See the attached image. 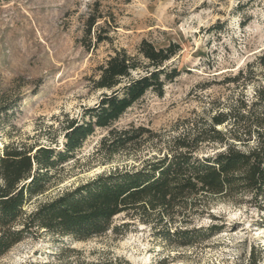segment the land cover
Listing matches in <instances>:
<instances>
[{
  "label": "rangeland",
  "instance_id": "rangeland-1",
  "mask_svg": "<svg viewBox=\"0 0 264 264\" xmlns=\"http://www.w3.org/2000/svg\"><path fill=\"white\" fill-rule=\"evenodd\" d=\"M99 38L103 41L96 45ZM144 39L157 46L179 43L174 63L181 75L165 86L162 96L148 93L117 125L135 122L169 138L178 133L180 121L229 93L226 76L263 54L264 0H0V92L3 100L16 104L0 117V147L13 141L62 140L66 116L80 117L100 99L102 91L92 88L97 68L116 49L135 53ZM105 134L98 130L86 141L79 161L42 199L102 172L140 165L157 153L149 146L121 152L109 162L92 158ZM214 151L206 147L203 153ZM124 222L117 217L114 224ZM212 225L221 231L191 246L165 241L143 224L131 225L121 235L110 231L80 241L42 232L15 245L0 264H64L108 255L131 264H238L252 247L264 249V211L240 197L213 199L209 215L194 222L196 227Z\"/></svg>",
  "mask_w": 264,
  "mask_h": 264
},
{
  "label": "trees",
  "instance_id": "trees-1",
  "mask_svg": "<svg viewBox=\"0 0 264 264\" xmlns=\"http://www.w3.org/2000/svg\"><path fill=\"white\" fill-rule=\"evenodd\" d=\"M94 24L89 23L88 32ZM180 51L177 42L157 46L146 39L135 53L114 50L92 78V88L102 91L98 103L80 117L66 116L62 140L13 141L0 147V258L42 232L80 241L110 231L121 235L135 224L150 227L170 243L191 246L221 231L217 225L194 226L196 218L209 215L215 198L240 197L264 211V52L226 76L229 93L180 121L178 133L169 138L135 122L117 125L148 93L162 96L165 86L181 75L174 63ZM3 98L0 92V117L16 105ZM98 130L106 134L92 158L109 162L121 152L137 153L149 146L157 153L140 165L102 172L42 199L63 182L68 166L79 161L86 141ZM206 147L216 152L203 153ZM117 217L126 222L114 224ZM263 250L252 247L238 264H260ZM64 264L131 263L108 255Z\"/></svg>",
  "mask_w": 264,
  "mask_h": 264
}]
</instances>
